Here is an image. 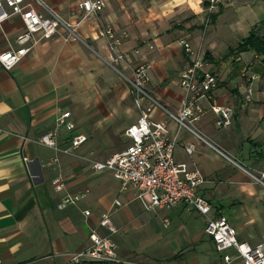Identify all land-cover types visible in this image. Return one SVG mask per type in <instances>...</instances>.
<instances>
[{"label":"crops","instance_id":"crops-1","mask_svg":"<svg viewBox=\"0 0 264 264\" xmlns=\"http://www.w3.org/2000/svg\"><path fill=\"white\" fill-rule=\"evenodd\" d=\"M43 1L66 21L81 17L75 0ZM222 1L225 10H213L211 32L202 35L201 0H104L96 16L79 24V41L56 36L11 70L0 67V264H69L70 255L88 248L91 232L108 236L118 259L129 264H226L204 234L202 216L183 204L148 211L134 189L121 190L110 173L91 169L92 162H104L126 148L124 131L140 116L123 78L130 79L135 67L149 65L146 89L174 113L185 98L177 84L180 73L204 55L205 69L219 79L212 102L234 109L231 126L217 128L203 101V115L193 128L205 142L178 130L160 111L151 120L164 122L169 137L175 136V162L197 169L205 179L200 194L211 206V216L225 218L238 243L260 242L264 179L259 183L254 178L264 174V89L257 85L264 72H254L259 59L251 53L224 56L264 21V0ZM215 4L210 8L205 2L210 9ZM107 29L120 39L118 51L125 57L113 66ZM22 32L17 18L1 23L0 53L14 46ZM181 42L190 45L192 55L184 53ZM245 70L252 72L246 82ZM248 92L251 101L242 105ZM64 113L74 125L71 132L56 127ZM45 135H52L55 148L39 143ZM76 136L85 142L62 153ZM186 145L193 146L189 156L183 151ZM56 178L64 185L58 194L51 187ZM64 194L82 198L58 211ZM106 213L114 234L98 225ZM228 255L234 257V252Z\"/></svg>","mask_w":264,"mask_h":264},{"label":"built area","instance_id":"built-area-1","mask_svg":"<svg viewBox=\"0 0 264 264\" xmlns=\"http://www.w3.org/2000/svg\"><path fill=\"white\" fill-rule=\"evenodd\" d=\"M206 1L210 8L216 3V0ZM104 6V0H75L74 10H77L81 17L78 21L69 22L60 17L43 0H0V24L11 18H17L23 26V32L14 39V46H9L0 53V67L6 71L11 70L34 48L56 36L63 41H79L76 33L79 24L89 17L96 16ZM104 36L108 41L110 64L113 66L123 61L125 57L118 51L120 39L110 29L104 32ZM180 45L186 55H192V49L187 42H181ZM148 70L149 65L142 64L133 69L130 79L123 78L134 95L135 107L140 111L137 121L124 131L128 145L123 151L112 155L104 162H92L91 169L94 172L110 173L119 183L121 190L134 189L137 192V199L148 211L171 210L178 204H183L202 216L205 220L203 232L213 243L216 253L222 256L224 263L228 264L235 259L241 264H264V235L254 246L238 243L235 230L225 218L211 216L212 208L200 194L205 179L197 169L175 162L173 155L176 148L175 136L169 137L164 122L151 120V115L155 111H160L177 125L178 130H186L199 141L205 142L193 128V123L203 115L200 107V102L203 101L209 104V111L216 117L217 128L231 126L234 109L219 107L212 102L213 94L219 86L218 76L205 69L203 59L195 57L178 77L177 84L184 90L185 98L181 108L172 113L146 89ZM245 73L246 70L242 72V76H245ZM250 101L251 96L248 92L242 105ZM68 119L69 113L60 115L56 120V127L71 132L74 125ZM84 142L85 137L76 136L72 138L69 148L62 150V153L76 150ZM39 143L55 148L52 135L43 136ZM183 151L189 156L193 153V146L186 145ZM254 179L261 183L264 174H261L259 179ZM51 187L56 194L64 190L60 178L52 180ZM81 198V195L64 194L56 209L63 211L73 207ZM113 205L120 206L118 201ZM84 215L88 216V212H84ZM98 225L111 234L115 233L107 213L101 215ZM88 239V248L70 255L69 264L83 262L129 264L118 259L117 248L108 236L91 232ZM230 251L234 252V257L228 255Z\"/></svg>","mask_w":264,"mask_h":264},{"label":"trees","instance_id":"trees-1","mask_svg":"<svg viewBox=\"0 0 264 264\" xmlns=\"http://www.w3.org/2000/svg\"><path fill=\"white\" fill-rule=\"evenodd\" d=\"M264 28V21L259 26L251 28L248 35L242 39L235 49H229L224 59L237 58L240 54L251 53L259 59V65L264 70V35L260 34V29ZM204 55V59H205ZM82 264H100L83 262Z\"/></svg>","mask_w":264,"mask_h":264},{"label":"rangeland","instance_id":"rangeland-1","mask_svg":"<svg viewBox=\"0 0 264 264\" xmlns=\"http://www.w3.org/2000/svg\"><path fill=\"white\" fill-rule=\"evenodd\" d=\"M205 2H206L205 0H201V2H200V7H201L200 10H204V12L202 13L203 16H201L199 23H198L199 24L198 29L202 35H204V34L207 35L209 32H211V27L213 26V24H214L213 22L215 21L214 17L216 16L215 15L216 12H213V10H215V11L225 10L224 6L221 4L223 2L222 0H220V2L218 4L214 5V9L208 8L207 5L205 6ZM206 23H207V25H206ZM260 34L264 35V28L260 29ZM237 42H238V39H237ZM203 62H205L204 56H203ZM231 63H233V62H231ZM256 69H254V72L261 73L262 68L260 65H258V67ZM262 71L264 72V70H262ZM251 73H252L251 71L246 70L244 82H246V80L249 79L248 76L251 75ZM257 85L260 86V88L264 89V75L260 76V78L258 79ZM133 99H134V95H133ZM257 179H259V178H257Z\"/></svg>","mask_w":264,"mask_h":264}]
</instances>
